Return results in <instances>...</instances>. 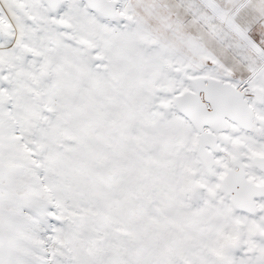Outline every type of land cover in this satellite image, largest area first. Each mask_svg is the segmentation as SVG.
I'll return each mask as SVG.
<instances>
[{"label": "snow or ice", "instance_id": "obj_1", "mask_svg": "<svg viewBox=\"0 0 264 264\" xmlns=\"http://www.w3.org/2000/svg\"><path fill=\"white\" fill-rule=\"evenodd\" d=\"M0 264H264V0H0Z\"/></svg>", "mask_w": 264, "mask_h": 264}]
</instances>
